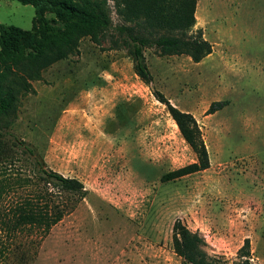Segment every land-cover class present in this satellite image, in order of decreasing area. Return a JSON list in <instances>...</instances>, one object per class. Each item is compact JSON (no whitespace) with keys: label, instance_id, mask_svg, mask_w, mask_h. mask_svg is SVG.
<instances>
[{"label":"rangeland","instance_id":"374dc122","mask_svg":"<svg viewBox=\"0 0 264 264\" xmlns=\"http://www.w3.org/2000/svg\"><path fill=\"white\" fill-rule=\"evenodd\" d=\"M108 5L113 24L122 22ZM196 12L213 53L194 62L146 48L150 84L110 37L82 38L79 54L28 79L35 92L20 95L0 130V180L28 176L43 185L23 140L88 194L45 238L26 231L8 252L0 216V264H184L172 247L176 219L205 238L219 264H237L247 238L250 264H264V0H197ZM0 23L38 26L34 6L17 0H0ZM153 90L197 118L209 168L161 181L196 154ZM218 100L227 103L207 114ZM29 190L17 185L8 200Z\"/></svg>","mask_w":264,"mask_h":264},{"label":"trees","instance_id":"16d2710c","mask_svg":"<svg viewBox=\"0 0 264 264\" xmlns=\"http://www.w3.org/2000/svg\"><path fill=\"white\" fill-rule=\"evenodd\" d=\"M17 1L34 6L38 26L27 30L0 23V130H7L11 125L8 117L16 111L20 95L35 92L28 79L40 80L42 70L79 54V42L84 37L97 44L110 37L112 47L127 51L135 73L146 84L153 80L144 53L146 48L155 47L161 56L187 55L194 62H200L214 51L202 28H195L197 0H113L116 13L122 19L116 25L111 18L109 0ZM47 10L53 11L56 17H46ZM153 95L166 105L182 137L196 154L195 161L163 174L161 181L176 180L209 168V152L197 118L172 104L163 92L153 90ZM226 103L213 101L207 114L218 111ZM19 144L25 145L24 150L34 159L35 176L43 185L37 188L28 176L0 180L3 231L12 239L8 244L1 243L6 252L17 248L14 241L26 231L30 234L37 230L40 240L45 238L88 194L82 180L50 168L25 141L20 140ZM17 185L30 190L8 200V194ZM48 185L56 187L58 193L50 191ZM172 247L184 264H219L208 253L205 238L181 219L173 224ZM250 253L247 238L239 249L241 260L236 263L250 264Z\"/></svg>","mask_w":264,"mask_h":264},{"label":"bare ground","instance_id":"6f19581e","mask_svg":"<svg viewBox=\"0 0 264 264\" xmlns=\"http://www.w3.org/2000/svg\"><path fill=\"white\" fill-rule=\"evenodd\" d=\"M196 14H197V12H196ZM197 16V15H196Z\"/></svg>","mask_w":264,"mask_h":264}]
</instances>
